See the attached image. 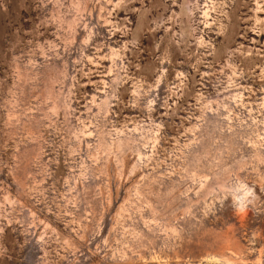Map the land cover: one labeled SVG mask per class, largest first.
Wrapping results in <instances>:
<instances>
[{"label": "rangeland", "instance_id": "374dc122", "mask_svg": "<svg viewBox=\"0 0 264 264\" xmlns=\"http://www.w3.org/2000/svg\"><path fill=\"white\" fill-rule=\"evenodd\" d=\"M0 264H264V0H0Z\"/></svg>", "mask_w": 264, "mask_h": 264}]
</instances>
